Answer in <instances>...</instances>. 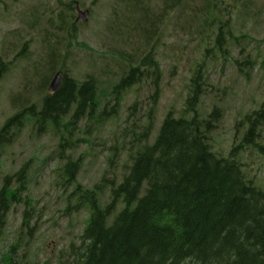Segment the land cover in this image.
I'll use <instances>...</instances> for the list:
<instances>
[{"label":"rangeland","instance_id":"rangeland-1","mask_svg":"<svg viewBox=\"0 0 264 264\" xmlns=\"http://www.w3.org/2000/svg\"><path fill=\"white\" fill-rule=\"evenodd\" d=\"M77 5L89 10L86 23L77 18ZM149 54L161 73L149 142L170 110L186 114L193 73L202 64L205 92L197 110L202 118L215 106L223 110L209 143L217 155L228 157L242 143L248 128L244 117L264 101V0H0V129L24 106L40 103L59 71L79 81L94 76L100 104L77 123L73 148L60 147V133L51 127L38 134L29 125L3 151L0 187L5 174L32 161L22 194L31 203H17L9 211L0 264H58L72 256L71 245L80 242L90 210L88 205L75 208V184H67L59 169L68 156L80 159L78 182L85 189H93L105 173L109 180L127 173L137 147L130 149L132 137H124V129L139 117L144 120L155 92L153 71L123 90L118 101L113 87L130 64ZM248 59L252 62L243 64ZM256 143L244 144L237 159L246 179L264 189V125ZM101 194L106 205L109 188ZM28 206L32 230L22 227Z\"/></svg>","mask_w":264,"mask_h":264},{"label":"trees","instance_id":"trees-1","mask_svg":"<svg viewBox=\"0 0 264 264\" xmlns=\"http://www.w3.org/2000/svg\"><path fill=\"white\" fill-rule=\"evenodd\" d=\"M222 35L220 25L215 39L218 47ZM130 66L113 87L117 101L123 90L140 84L152 71L155 83L144 120L139 117L140 123L136 120L124 131V136L132 137L130 149H137L131 153L120 183L115 175L111 180L105 178L111 188V203L106 208L99 206L97 191L83 192L78 187V205H90V218L79 244L71 245L72 256L61 258L58 264H264V189L246 180L236 160L217 157L210 147L209 135L220 121L222 109L215 106L203 118L197 110L205 92L203 65L194 71L185 100L184 112L193 114L177 117L170 110L152 143L160 95L159 62L149 54ZM64 75L61 88L47 96L39 110L32 106L7 120L0 130V159L27 124L39 125V134L51 125L60 133L59 146L73 148L71 136L77 123L99 107L98 80L92 75L84 81L68 72ZM245 120L250 126L242 145H251L264 124V103ZM116 157L117 153L109 164H114ZM31 163L2 178L0 238L13 204L31 203L28 196L22 200ZM79 168L80 159L68 156L59 170L65 182L73 183ZM120 199L125 207L108 225L107 218ZM29 208L24 210L22 227L32 230ZM8 258L10 261L11 256Z\"/></svg>","mask_w":264,"mask_h":264},{"label":"water","instance_id":"water-1","mask_svg":"<svg viewBox=\"0 0 264 264\" xmlns=\"http://www.w3.org/2000/svg\"><path fill=\"white\" fill-rule=\"evenodd\" d=\"M79 16L82 17L83 21H86L88 16V11L82 12L79 10ZM60 83H61V75L58 73L52 80L50 84V89L53 91L58 90Z\"/></svg>","mask_w":264,"mask_h":264}]
</instances>
